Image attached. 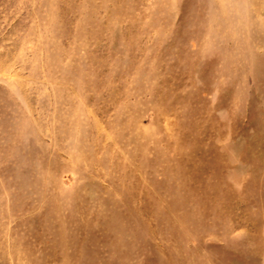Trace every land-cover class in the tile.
<instances>
[{
    "label": "rangeland",
    "instance_id": "374dc122",
    "mask_svg": "<svg viewBox=\"0 0 264 264\" xmlns=\"http://www.w3.org/2000/svg\"><path fill=\"white\" fill-rule=\"evenodd\" d=\"M0 264H264V0H0Z\"/></svg>",
    "mask_w": 264,
    "mask_h": 264
}]
</instances>
